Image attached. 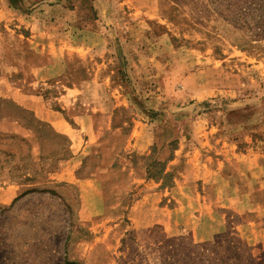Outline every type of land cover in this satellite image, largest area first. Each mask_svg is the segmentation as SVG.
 Wrapping results in <instances>:
<instances>
[{"label": "rangeland", "instance_id": "374dc122", "mask_svg": "<svg viewBox=\"0 0 264 264\" xmlns=\"http://www.w3.org/2000/svg\"><path fill=\"white\" fill-rule=\"evenodd\" d=\"M6 99L71 134L0 132V264H264V0H0Z\"/></svg>", "mask_w": 264, "mask_h": 264}, {"label": "crops", "instance_id": "0c3cea01", "mask_svg": "<svg viewBox=\"0 0 264 264\" xmlns=\"http://www.w3.org/2000/svg\"><path fill=\"white\" fill-rule=\"evenodd\" d=\"M24 98L26 100V96H24ZM6 100L13 102L18 107L19 111L12 116H5L0 113V132L17 135L26 139L30 147L33 148V151H37L40 148L39 132L36 124H45L60 135L71 134L69 122L57 116V114H47V116L41 118L34 108L27 107L25 104H21L14 99ZM50 116L53 118H50ZM179 210L180 208H177L175 212L177 213ZM183 210L185 209H182V211ZM210 233L211 229L209 225L207 230H195L192 235L199 240H209L211 236H213V234Z\"/></svg>", "mask_w": 264, "mask_h": 264}, {"label": "trees", "instance_id": "16d2710c", "mask_svg": "<svg viewBox=\"0 0 264 264\" xmlns=\"http://www.w3.org/2000/svg\"><path fill=\"white\" fill-rule=\"evenodd\" d=\"M17 111H19V109H18V107L13 102H11L9 100H2V101H0V113H2L3 115H5V116H12ZM36 127H37L38 132L43 131L44 129L47 128L49 130V132H52V133L55 134V132L53 130H51L45 124L39 123V124H36ZM22 139H24V138H22ZM24 140H26V139H24Z\"/></svg>", "mask_w": 264, "mask_h": 264}, {"label": "bare ground", "instance_id": "6f19581e", "mask_svg": "<svg viewBox=\"0 0 264 264\" xmlns=\"http://www.w3.org/2000/svg\"><path fill=\"white\" fill-rule=\"evenodd\" d=\"M56 122V121H55ZM57 126V125H56Z\"/></svg>", "mask_w": 264, "mask_h": 264}]
</instances>
